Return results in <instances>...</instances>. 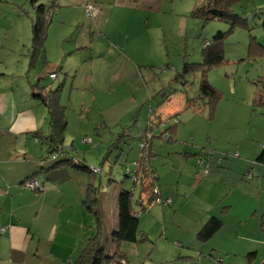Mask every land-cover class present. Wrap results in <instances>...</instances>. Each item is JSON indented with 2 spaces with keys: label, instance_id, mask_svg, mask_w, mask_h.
Instances as JSON below:
<instances>
[{
  "label": "rangeland",
  "instance_id": "374dc122",
  "mask_svg": "<svg viewBox=\"0 0 264 264\" xmlns=\"http://www.w3.org/2000/svg\"><path fill=\"white\" fill-rule=\"evenodd\" d=\"M195 1L40 0L52 16L45 29L47 58L38 55L30 68L36 7L31 0H0V86L13 79L18 82L19 90L24 88L21 94L24 104L34 109L42 129L39 134L10 135L0 141V156L10 160L4 164L5 169L9 173L22 170L20 161L11 160L14 153L21 152L19 158L26 160L43 157L47 163L60 156L58 152L48 153L51 142L46 137L50 133L51 117L46 105L33 98L28 84L30 80L37 83L40 77L42 85L52 89L61 86L59 94L52 95L55 104L61 103L64 116L66 114L64 129L60 121L64 116L55 112L56 123L63 128L62 131L56 129L57 142L70 148L66 155H76L90 167L101 169L92 177H95L93 183L98 188L106 226L113 225L121 189L135 188L134 200L140 194V188L134 187L128 172L134 167L133 161L142 155L139 138L142 133L152 134L150 162L157 174L161 168L180 167L184 171L180 178L182 188H186L187 183L193 186L196 173L200 179L213 171V167L218 171L214 182L200 187L204 198L195 195L185 205L180 202L185 207L184 213L200 215L209 205L210 194L215 199L221 191L233 187L239 178L249 181L248 172L230 168V161L236 159H247L251 172L253 163L256 169H262V174L255 169V178L250 181L263 175L257 180L258 186L243 184L237 188L259 189L264 196V167L258 165V155L264 145V104L255 103L264 92V0H244L235 5L247 24L237 25L227 33L224 61L207 71V81L220 93L213 107L208 98L199 96L202 72L184 74L183 67L185 62L201 61L204 40L212 39L219 30L227 31L229 23L219 18L203 20L192 15ZM94 5L98 7L96 12ZM60 65L62 68L58 69ZM52 70H57L56 77L51 76ZM188 98L193 99L191 104ZM151 126L153 128L148 130ZM167 127L168 133H164ZM61 132H64L63 139ZM86 137L93 141H84ZM169 146H173V150L167 149ZM201 151L206 152L203 157L209 164L207 173L199 165ZM239 152H242L240 156ZM81 172L86 175L68 184L70 192H66L65 198L69 202L64 208L51 203L50 211H55L49 216L51 219L59 218L62 213L78 221L87 211L89 223H94V215L77 195L82 178L90 175L87 171ZM175 172L160 176L158 182L167 183L168 179V186L173 190L177 183ZM32 183L39 188L26 187L27 190L41 192L44 189L38 181ZM155 204L162 205L159 201ZM139 212L140 227L152 234L148 240L137 243L140 261L133 254L128 264H142L145 259L146 264H152L151 261L153 264H200L199 253L193 258H179L177 263L172 257H179L178 254H167L174 243L165 239V235L156 239L164 227L170 229L169 215L162 220L157 207L147 211L139 209ZM177 220L183 218L177 216ZM87 231L86 237H89L94 224L92 230ZM104 244L108 252L114 248L106 236ZM263 257L261 248L258 261L263 262ZM243 260L237 263L249 264L246 258Z\"/></svg>",
  "mask_w": 264,
  "mask_h": 264
},
{
  "label": "crops",
  "instance_id": "0c3cea01",
  "mask_svg": "<svg viewBox=\"0 0 264 264\" xmlns=\"http://www.w3.org/2000/svg\"><path fill=\"white\" fill-rule=\"evenodd\" d=\"M198 1H195V5ZM257 1L259 0H255V2ZM207 39L209 38H206L204 42ZM29 66L30 68L32 67L30 63ZM37 81L39 86H45L41 84L40 77ZM28 84L32 90L31 95L33 98L41 103L40 99L33 95L35 91L33 82L30 80ZM19 89L18 82L13 79L7 85L0 86V141L10 135L20 137L22 134L42 130L39 127L34 109L29 106L26 107L24 104L25 100L21 97L24 88ZM167 149L173 150V146H169ZM262 149H264V145ZM204 152L201 151L202 155H200L199 159L205 158L203 157ZM20 154L21 152L14 153L11 160L20 161L21 163L19 164H21L22 170L13 171L12 173H9L4 166L10 160L3 159L4 157L0 156V206L2 207L0 228H5L0 233V264H76L75 261L87 236V230H92L94 224L89 223L90 216L86 214L88 212H83V217L78 221L74 220L75 222L72 218H68L67 215H63L60 212V217L57 219H51L49 216L52 215V212H55L50 211L51 203H56L58 206L62 205V208H64L65 204L69 202L65 198L66 192L68 190L70 192L69 182L72 179L75 180L78 176L86 174L81 172V170L79 171L78 168H73V165V167L69 166L70 164L50 167L45 172H39L34 176L44 186V189L41 192L27 190L22 185L23 180L37 172L42 165H51L54 160L50 163H47L43 157L42 159H34L32 157V159L26 160L19 158ZM241 154L242 152H239V156ZM66 156L70 155L65 154L64 157ZM46 158H49V156ZM210 160L212 162V159ZM82 163L88 164L86 161H82ZM248 163L247 159L230 161L231 169L236 167L240 168L241 173L248 172L246 179H249V181L241 177L233 184V187L227 189V191H221L215 199H212L210 194L208 197L209 205L203 208V212H200V215L184 213L182 211L185 208L183 205L187 204L188 200H191L195 195L204 198L203 192L199 191L200 187L214 182L213 179L218 175V171L214 170L216 168L213 167V171L210 170L204 178L199 179V173H196L194 176L195 180L192 181L193 186L187 183L186 188L181 187L180 178L184 171L178 166L176 169H172L176 171L175 176L177 178V183H175L173 190L168 186L170 183L168 179L167 183L159 181L162 196H172L173 201L172 203H162L160 206L155 204V202L151 205L153 209L157 207L159 210V218L163 220L166 215H169L170 219V229L166 230V227H164L157 234L156 239L165 235V239H169L174 243H171L173 247L167 254L173 252V254H178L179 257L176 256L174 259L172 257V260H177V263H179V258H193L194 255L199 253L200 264L218 262L220 264H238V260H245L248 253L255 252L256 258L252 264L262 263L258 261V258L261 248L264 250V196L259 189L254 191L252 188H237V186L243 184L256 187L258 186L257 180L263 176H258L257 179L250 181L252 177L255 178L253 172H255L256 165L252 164L253 172H251ZM258 165L264 167V158L259 159ZM172 170L167 168L158 169V175L159 177L162 175L166 176L172 173ZM261 170L256 169L258 172H261ZM40 173L47 174L45 179L43 178L44 175L41 176ZM248 174H251V176H248ZM80 184V193L77 191V186L75 190L78 192L77 195L80 200L82 199L83 201L86 194L88 176H85L84 179L82 178ZM57 196H59V199ZM180 197L184 201H181ZM180 202L184 204L180 205ZM72 204L73 202L69 203V206ZM81 210L83 211L84 208ZM59 211H62V209ZM177 216H181L183 220H177ZM211 216L222 218L223 225L209 239H201L198 233ZM112 222V226H106L105 219V232L108 236L113 230L117 229L119 224L118 204L116 217ZM87 226L88 229L86 230ZM141 229L146 233V238L139 241L125 240L121 242L120 248L124 252L125 257L118 261L120 264H128L129 259H132L129 256L133 254H135L133 256L138 257L137 261H140L141 251L140 249L137 250V243L148 240L149 235L152 234L146 228ZM110 252H113V248ZM212 258L213 260H211ZM214 259L218 262H215ZM146 261L147 259L141 263L146 264ZM151 263L153 264L152 261Z\"/></svg>",
  "mask_w": 264,
  "mask_h": 264
},
{
  "label": "trees",
  "instance_id": "16d2710c",
  "mask_svg": "<svg viewBox=\"0 0 264 264\" xmlns=\"http://www.w3.org/2000/svg\"><path fill=\"white\" fill-rule=\"evenodd\" d=\"M242 0H199L198 3L192 9V15L201 18V19H212L219 18L225 20L229 23V28L227 31H217L212 39L209 38L204 42V47L202 50V60L197 62H185L183 67V73H191L194 71H201L203 79L199 87V96L201 98H208V102L213 107L215 103L219 100L220 93L218 89L209 83L206 79L207 71L212 68L214 65H217L224 61V42L228 32L232 31L237 25H246L247 19L237 12L235 5H240ZM33 6L36 7V19L33 22V39L32 46L33 51H30V65L34 66L35 61L38 55L43 54V58H46L45 52V39L47 37L45 29H47L49 23L51 22L52 16L50 10H47L43 3H40V0H31ZM62 66H58V69H61ZM55 73L57 76V70H52L50 74ZM38 82V81H37ZM35 91L33 95L37 96L41 103L45 104L48 113L50 114L49 118V128L50 133L46 137L47 141H50V155L57 153L59 157H54V161L49 166L42 165L37 172H35L30 177L23 180L22 185H25L26 180L35 179L34 176L38 172H43V169L48 170L50 167H57L62 164H70L74 167L87 171L90 173L88 175V184L83 199V203L86 209L94 215V231L89 237L84 239L83 246L78 254V257L75 261L76 264H112L115 261H121L124 259L125 254L120 248L121 242L128 241H139L146 238V233L141 229L139 225L140 211H147L150 209L151 205L155 201L160 203H166L167 198L170 196L163 197L161 194V189L159 188L158 178L159 175L156 172V168L150 162L151 155V138H146L147 147L142 150V155L136 161L139 163L138 166V181H134V187L138 186L140 188V194L137 199L134 200V190L135 188L121 189L118 194V219L119 224L117 229L113 230L110 236L105 232V220L103 211L101 208V203L99 197L97 196L98 188L95 186V177H92V174L95 175V172L91 167L85 163H82L81 159L76 155H70L64 157L65 152L70 148H64V146L59 145L57 142L58 134L56 129L62 131L63 128L59 127L56 123L55 112H58L62 117L64 116V109L62 105L55 104L52 95L53 93L59 94L61 86H58L57 89L49 88L48 85L39 86V83L33 84ZM37 89H36V88ZM60 102V99H58ZM188 103H192L193 99L188 98ZM255 103L264 104V92L259 94L255 99ZM57 107V111H54V108ZM213 109V108H212ZM61 119V118H60ZM61 124L66 125V114L60 120ZM178 123L175 121V124ZM153 126L149 127L148 130H151ZM168 128H165L164 133H168ZM173 130V129H172ZM64 131V130H63ZM40 131L35 133L39 134ZM60 136H64V132L59 133ZM124 135V134H123ZM122 135V136H123ZM120 136V137H122ZM145 137V136H143ZM61 138V137H60ZM140 140L142 137H140ZM171 139L170 136H168ZM53 155V156H54ZM259 159L264 158V149L262 153L258 156ZM131 177V174L128 173ZM32 189L30 187H27ZM157 188V191H155ZM38 189V188H37ZM36 190V189H32ZM173 201V199H172ZM172 201L170 203H172ZM136 207H135V204ZM223 225L222 218L218 216H211L207 222L203 225L202 229L199 231L198 235L201 239H209L216 231H218ZM4 228V227H2ZM0 228V233L3 232ZM5 229V228H4ZM106 240H111L114 244L113 252L107 251V246L104 244V238ZM246 258L249 264L256 258L255 252H250L246 255Z\"/></svg>",
  "mask_w": 264,
  "mask_h": 264
},
{
  "label": "built area",
  "instance_id": "2783aa9c",
  "mask_svg": "<svg viewBox=\"0 0 264 264\" xmlns=\"http://www.w3.org/2000/svg\"><path fill=\"white\" fill-rule=\"evenodd\" d=\"M93 8H94L93 10L96 9L95 12L98 11V7H97L96 5H94ZM89 10H90V8H89ZM89 10H88V11H89ZM51 76H52V77H56V74H55V73H52ZM176 121H177V120H176ZM143 136H145V137H143ZM140 137H142V139H141V143H140V147H141V149H145V148L147 147V142H146L145 140H146V138H151V137H152V134L142 133V134L140 135ZM84 141L92 142L93 140H92L91 138H87V137H86V138H84ZM133 165H134V167H133L128 173L131 174V178H132V180H134V181H138V176H139L138 166H139V163H138L137 161H133ZM199 165H201V169H204V173H207V172H208L209 164L206 162L205 158H201V159L199 160ZM91 169H92L93 171H95V172H99V171H101V169H99V168H97V167H91ZM33 181H34V182H37L36 179H29V180H26L25 185H26L27 187L32 188V189H37V188H39L38 185H35V184L32 183ZM155 191H157V188H155ZM171 201H172L171 198H167V199L165 200L166 203H170ZM2 230H4V228H2Z\"/></svg>",
  "mask_w": 264,
  "mask_h": 264
},
{
  "label": "water",
  "instance_id": "95a60500",
  "mask_svg": "<svg viewBox=\"0 0 264 264\" xmlns=\"http://www.w3.org/2000/svg\"><path fill=\"white\" fill-rule=\"evenodd\" d=\"M261 264H264V261Z\"/></svg>",
  "mask_w": 264,
  "mask_h": 264
}]
</instances>
